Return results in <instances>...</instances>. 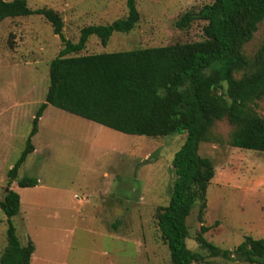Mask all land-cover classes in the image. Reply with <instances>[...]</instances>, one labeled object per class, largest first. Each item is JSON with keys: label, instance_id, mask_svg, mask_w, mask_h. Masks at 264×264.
I'll return each mask as SVG.
<instances>
[{"label": "rangeland", "instance_id": "rangeland-1", "mask_svg": "<svg viewBox=\"0 0 264 264\" xmlns=\"http://www.w3.org/2000/svg\"><path fill=\"white\" fill-rule=\"evenodd\" d=\"M26 1L31 9L55 10L63 21V36L72 42L82 27L111 23L125 18L128 11L127 0ZM212 1L135 0L139 21L131 31L113 32L105 46L90 35L76 54L203 39L206 20L195 19L185 28L177 27L176 21ZM262 44L264 19L243 51L252 56ZM62 47L41 15L0 22V199L5 195L6 172L20 156L32 117L44 101L49 62ZM160 95L173 116L184 111L189 98L184 79L161 88ZM255 108L264 117V96ZM216 131L220 141L199 144V154L211 159L215 173L202 219L197 203L187 217L186 244L204 255L200 264H255L208 256L195 240L201 225L208 227L203 233L208 241L230 250L245 236L264 238V153L229 145L224 121L218 122ZM184 138V132L163 137L125 134L48 104L32 137L36 150L19 167L11 188L21 192L22 211L29 213L27 222L23 213L12 217L18 240L24 243L27 229L39 243L54 238L55 250L40 243L36 254L60 256L68 264H170L155 215L168 203L175 177L171 160ZM23 177L40 179L42 207L28 205L35 190L17 186ZM74 194L85 197L84 202H76ZM0 219L1 246L7 228L1 209Z\"/></svg>", "mask_w": 264, "mask_h": 264}, {"label": "trees", "instance_id": "trees-1", "mask_svg": "<svg viewBox=\"0 0 264 264\" xmlns=\"http://www.w3.org/2000/svg\"><path fill=\"white\" fill-rule=\"evenodd\" d=\"M126 4L125 18L84 26L78 40L72 42L63 36V21L52 8L31 9L26 0H0V22L8 17L41 15L63 43L49 62L44 101L34 113L24 148L7 171V190L0 199L7 244L0 253V264H29L34 250L31 240L21 244L16 236L12 217L20 212V197L10 184L34 150L31 138L48 104L125 134L163 137L185 133L171 160L175 177L168 203L155 215L170 264H200L204 259L186 244L187 217L197 203L202 219L207 187L215 173L211 159L199 154V144L220 141L216 126L224 121L229 126V145L264 153V117L255 108L264 96V44L252 56L243 51L264 19V0H213L198 12H185L176 21L179 28L198 18L207 21L204 38L197 41L76 54L90 35H96L105 46L113 32L131 31L139 13L135 0ZM180 79H184L189 98L184 111L173 116L160 89ZM37 183L35 177L17 180L20 187ZM207 229L201 225L195 240L208 256L264 264V238L245 236L230 250L208 241L203 236Z\"/></svg>", "mask_w": 264, "mask_h": 264}, {"label": "crops", "instance_id": "crops-1", "mask_svg": "<svg viewBox=\"0 0 264 264\" xmlns=\"http://www.w3.org/2000/svg\"><path fill=\"white\" fill-rule=\"evenodd\" d=\"M47 107V106H46ZM46 109V108H45ZM44 109V110H45ZM44 112V111H43ZM43 114V113H42ZM34 116V115H33ZM41 117H42V115H41ZM40 117V118H41ZM33 118V117H32ZM40 118H39V121H40ZM39 121H38V125H39ZM101 125V124H100ZM37 132H38V129H37ZM36 132V133H37ZM35 133V134H36ZM34 134V135H35ZM33 135V136H34ZM32 136V137H33ZM26 141V140H25ZM31 141H32V138H31ZM33 144V143H32ZM34 146V145H33ZM36 150V148H35V146H34V150L33 151H35ZM32 151V152H33ZM31 152V153H32ZM30 153V154H31ZM29 155V154H28ZM27 155V156H28ZM8 171V170H7ZM6 175H7V172H6ZM37 181H38V183L36 184V185H34V186H28V187H20V186H18V184H17V182H16V184H17V186L21 189V190H29V189H33V190H35V193H33V195L29 198V204L28 205H31V206H33V207H35V208H38V207H42L41 205V203L39 202V200H38V198H40L39 196H40V193L39 192H42V191H40V188H43L42 186L43 185H40L39 183H41V181H40V179L39 178H37ZM6 184H7V180H6V182H5ZM13 181L11 182V184H10V188H14L13 187ZM3 189L5 190V192H6V190H7V186L6 185H4V187H3ZM17 191V193L19 194V197H20V212L19 213H23L22 215H23V217H22V219L23 220H25L26 222L28 221V219H29V213H28V211H22V204H23V196H22V194H21V192L19 191V190H16ZM75 195H77V194H74L73 195V198H74V200L76 201V202H78V203H83L84 201L83 200H81V199H79V198H76L75 197ZM79 197V196H78ZM22 220V221H23ZM0 221H1V219H0ZM51 229H53V228H51ZM56 230V229H55ZM60 230H62V229H60ZM51 232V231H50ZM31 240L32 242H33V245H34V250H33V252H32V254H31V259H30V263L29 264H68V262H65V260L63 259L62 261H60L59 259H62L63 257H61L60 258V256H58L59 258H55L54 256H49V255H37L36 254V252H37V247L39 246V245H43V247L44 248H47V249H49V251L50 250H55L57 247H56V241H54V238H53V240H50L49 239V241H47L46 243H45V241H41L40 243L39 242H37L36 240H35V238H34V236H33V234H32V232L31 231H29V229H27L26 231H25V236H24V243L23 244H25L26 243V241L27 240ZM5 240V241H4ZM4 240H2V245L0 246L1 247V251H0V253L3 251V249H4V247L6 246V244H7V240H6V238L4 239ZM42 247V248H43ZM63 256V255H62Z\"/></svg>", "mask_w": 264, "mask_h": 264}, {"label": "built area", "instance_id": "built-area-1", "mask_svg": "<svg viewBox=\"0 0 264 264\" xmlns=\"http://www.w3.org/2000/svg\"><path fill=\"white\" fill-rule=\"evenodd\" d=\"M75 197H76V198H79V199H81V200H85V197H80V196L78 197V195H75Z\"/></svg>", "mask_w": 264, "mask_h": 264}]
</instances>
